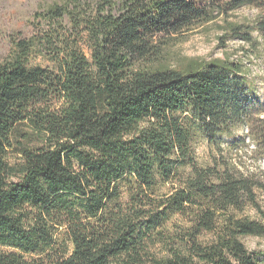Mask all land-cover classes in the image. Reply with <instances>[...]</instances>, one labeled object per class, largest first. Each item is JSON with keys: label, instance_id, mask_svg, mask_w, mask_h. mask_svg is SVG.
<instances>
[{"label": "trees", "instance_id": "obj_1", "mask_svg": "<svg viewBox=\"0 0 264 264\" xmlns=\"http://www.w3.org/2000/svg\"><path fill=\"white\" fill-rule=\"evenodd\" d=\"M36 18L0 60V264H264L241 241L264 235L240 215L260 182L192 146L251 130L250 70L162 60L218 19L220 43L264 57V0H60Z\"/></svg>", "mask_w": 264, "mask_h": 264}, {"label": "rangeland", "instance_id": "obj_2", "mask_svg": "<svg viewBox=\"0 0 264 264\" xmlns=\"http://www.w3.org/2000/svg\"><path fill=\"white\" fill-rule=\"evenodd\" d=\"M58 1L60 0H0V60L7 54L10 40L16 36L32 35L36 25L45 27L46 24H40L36 18L38 12ZM256 14V8L244 6L232 12L229 19L252 20ZM221 25L222 19H218L188 30L180 40L168 44L162 60L167 65H173L179 57L236 59L242 56L254 81L250 97L256 110L251 120V130L246 126H237L231 135H217L213 141L200 135L193 141L192 146L200 163L212 164L225 160L244 175L253 176L260 182L261 187L256 191L260 209L246 207L240 215L264 223V146L259 145L257 136V128L264 126V57L244 56L241 48L245 44L238 39L227 38L220 43L218 36L222 34ZM16 159L15 155L11 156V161ZM180 220L178 216L172 218L173 222ZM171 222L167 224L168 227H171ZM208 238H211L208 234L201 237L202 240ZM241 241L250 251L264 250V235L243 236ZM159 248L156 246L155 251L160 252Z\"/></svg>", "mask_w": 264, "mask_h": 264}]
</instances>
